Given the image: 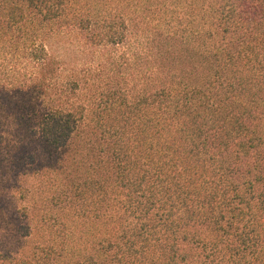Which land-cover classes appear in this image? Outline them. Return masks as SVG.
<instances>
[{
	"label": "trees",
	"instance_id": "trees-1",
	"mask_svg": "<svg viewBox=\"0 0 264 264\" xmlns=\"http://www.w3.org/2000/svg\"><path fill=\"white\" fill-rule=\"evenodd\" d=\"M0 264H264V0H0Z\"/></svg>",
	"mask_w": 264,
	"mask_h": 264
},
{
	"label": "rangeland",
	"instance_id": "rangeland-1",
	"mask_svg": "<svg viewBox=\"0 0 264 264\" xmlns=\"http://www.w3.org/2000/svg\"><path fill=\"white\" fill-rule=\"evenodd\" d=\"M41 212L40 211H37V214L39 215Z\"/></svg>",
	"mask_w": 264,
	"mask_h": 264
}]
</instances>
